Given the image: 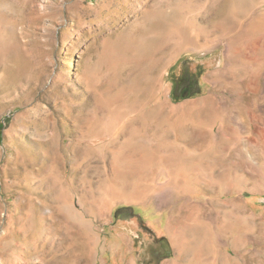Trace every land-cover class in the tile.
Segmentation results:
<instances>
[{"label":"rangeland","instance_id":"rangeland-1","mask_svg":"<svg viewBox=\"0 0 264 264\" xmlns=\"http://www.w3.org/2000/svg\"><path fill=\"white\" fill-rule=\"evenodd\" d=\"M0 122V264H264V0H0Z\"/></svg>","mask_w":264,"mask_h":264},{"label":"flooded vegetation","instance_id":"flooded-vegetation-1","mask_svg":"<svg viewBox=\"0 0 264 264\" xmlns=\"http://www.w3.org/2000/svg\"><path fill=\"white\" fill-rule=\"evenodd\" d=\"M132 217L133 214L131 213L130 216L125 217V221L127 222L128 231L138 242L135 253L137 259L141 264H158L161 260L159 250L164 243L161 239L152 237L148 227L133 223ZM148 235H151L152 239Z\"/></svg>","mask_w":264,"mask_h":264},{"label":"crops","instance_id":"crops-1","mask_svg":"<svg viewBox=\"0 0 264 264\" xmlns=\"http://www.w3.org/2000/svg\"><path fill=\"white\" fill-rule=\"evenodd\" d=\"M171 251L173 252L172 257L167 258V262L165 264H217L215 257H210L206 259L205 253L206 247L200 246L198 243H189L188 248L183 250L181 244L179 242L170 243ZM182 251L188 252L186 255L183 254ZM210 253L215 252V247L211 246L209 248ZM220 264V260L218 262Z\"/></svg>","mask_w":264,"mask_h":264},{"label":"trees","instance_id":"trees-1","mask_svg":"<svg viewBox=\"0 0 264 264\" xmlns=\"http://www.w3.org/2000/svg\"><path fill=\"white\" fill-rule=\"evenodd\" d=\"M196 72H193L195 71ZM201 72V68H191L190 66H185L183 73L179 75L176 79L174 89L172 91V98L174 100H180L188 97H192L199 93V86H198V77ZM196 88V90L193 89ZM4 129V123L0 122V143L2 139V132ZM161 241L164 243V239L160 238ZM167 257V256H164Z\"/></svg>","mask_w":264,"mask_h":264},{"label":"bare ground","instance_id":"bare-ground-1","mask_svg":"<svg viewBox=\"0 0 264 264\" xmlns=\"http://www.w3.org/2000/svg\"><path fill=\"white\" fill-rule=\"evenodd\" d=\"M218 74H220V73H218ZM223 74V73H222ZM156 95V94H155ZM150 99L152 100L153 98H154V92L151 90V88H150ZM147 100V99H146ZM162 106V105H161ZM160 109V108H159ZM174 109H171V111H173ZM159 111V110H158ZM159 113H161L160 111H159ZM141 116H142V119H143V121L144 122H146V123H148V122H152V123H154V124H157V121H156V118L155 119H153L154 117H152V115L150 116L147 112H145V113H143V114H141ZM149 124V123H148ZM159 125L157 124V127H158ZM108 127V126H107ZM125 127V125L123 126V129L122 128H117L114 132H112L111 133V136H112V138H117V136H121V135H123L125 132H124V128ZM136 129V128H135ZM140 132V131H139ZM138 132V133H139ZM142 135V134H141ZM154 139H156L157 141L158 140H161L163 137H162V135L160 134V132H159V130H158V128H157V130H155L154 131ZM121 197H119V196H115V199H120ZM183 222H184V220H183V217H181V216H178L176 219H175V222H174V227L172 226L171 228H174V229H176V230H181L182 228H183ZM185 223V222H184ZM182 226V227H181ZM176 235L178 236V238H181V236H182V233H176Z\"/></svg>","mask_w":264,"mask_h":264}]
</instances>
